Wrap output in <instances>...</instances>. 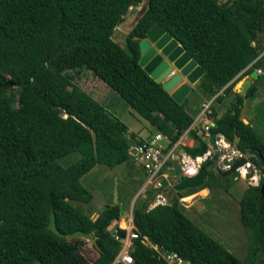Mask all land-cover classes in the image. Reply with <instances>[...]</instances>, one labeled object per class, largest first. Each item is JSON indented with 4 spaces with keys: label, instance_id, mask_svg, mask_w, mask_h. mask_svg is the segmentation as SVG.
I'll use <instances>...</instances> for the list:
<instances>
[{
    "label": "trees",
    "instance_id": "1",
    "mask_svg": "<svg viewBox=\"0 0 264 264\" xmlns=\"http://www.w3.org/2000/svg\"><path fill=\"white\" fill-rule=\"evenodd\" d=\"M141 4L142 0H0V264H113L121 250L108 230L120 220L121 206L106 208L93 221L74 204L91 202L81 179L96 165L112 170L130 160L134 135L128 137L127 126L77 85L76 69L104 82L165 135L166 151L188 130L195 144L183 150L191 158L203 156L208 144L191 131L194 120L183 102L176 103L138 65L140 40L154 25H161L203 69L196 86L216 103H222L242 78L264 69V39L259 38L264 34V0H149L145 14L120 46L112 37ZM256 92L252 83L244 96L235 94L209 132L221 135L242 154L256 151L264 161L263 138L241 117L243 100ZM248 161L261 178L239 200L247 241L243 258L206 234L179 204L180 198L202 189L232 183L236 174L223 177L215 170L213 155L201 164L208 171L202 187L173 192L167 205L153 208L152 190L136 200L133 264H167L142 243L143 237L191 264H264V166L253 156ZM171 164L167 163L168 171ZM173 170L179 181L180 169ZM50 215L64 236L92 233L100 248L99 252L93 247L97 256L90 260L82 254L87 241L67 240L48 230ZM117 231L125 236V230Z\"/></svg>",
    "mask_w": 264,
    "mask_h": 264
},
{
    "label": "rangeland",
    "instance_id": "2",
    "mask_svg": "<svg viewBox=\"0 0 264 264\" xmlns=\"http://www.w3.org/2000/svg\"><path fill=\"white\" fill-rule=\"evenodd\" d=\"M218 2L224 3L226 0H218ZM135 11L136 9L127 14L126 21L134 15ZM263 36L264 34H261L259 38L263 40ZM112 39L120 46H123L125 34L116 29ZM74 74L77 85L82 90L89 93L94 100L103 105L112 117L119 119L130 128V130L137 132L148 125V122L131 108L129 104L122 100L104 82L95 78L87 70L78 68L74 71ZM258 75L260 76L258 81L252 80L257 92L253 98L243 100L241 117L243 122L249 123L264 140L263 68ZM7 78H10V75H8ZM246 78L251 80L250 76L242 78L236 83L233 90L240 89ZM233 90L222 103H216L213 102L214 98L200 91L195 84L188 96L183 100V105L188 114L192 115L191 117L194 118L198 113L202 112L203 103L204 105H211L213 102L212 107L215 110V116L212 115L210 107L202 116L205 120L212 121V124L210 125V127H212L213 120L220 117L234 99L235 94L233 93ZM208 150H210L211 154L207 156V158H211L215 153L218 154L215 167H218L219 169H223V167L227 166L229 163L227 161L228 159H236L240 154V152H238L232 145H229V148L226 150H223L222 147H220V151L217 152H213L211 148ZM181 152H183V150L180 147L178 154ZM223 156L224 158L222 159ZM240 157H243L248 161L249 156L241 153ZM76 158L77 157H73V159ZM203 161L204 158L202 157L198 164H202ZM179 163H182L181 160L176 161V164H171V169L169 170L170 178L165 181V189L172 188L174 184H177L178 182L177 176L173 173L174 167L179 168L182 175L184 174ZM251 164L253 165V168L246 170V174L249 173L246 179H238L237 181L232 179V183L227 187H217L210 190V196L206 202L198 201L196 199V192L195 194L179 199L182 211L185 212L183 205L190 206L186 211L187 215H190V219L206 234L220 242L227 250L232 252L238 258H243L247 245L244 228L240 222L239 200L243 191L249 186L258 185L261 178L259 171L253 163ZM255 172V179H251V176H253ZM145 180L143 172L134 165L132 158H130L127 163L117 166L112 170H109L103 165H96L81 179V184L91 193V202L88 205L79 203H75L74 205L79 207L82 212L90 214L91 217H94V214L99 215L108 207L120 205L124 208L125 214L128 216L130 215V211L132 212L136 200L138 199L140 201L145 198L147 190L144 189V192L142 191ZM125 214H121L120 219L125 221ZM113 224L114 223H111V225ZM127 227L128 226L125 228L127 229ZM81 251L82 254L90 260H93L97 256L90 242H87Z\"/></svg>",
    "mask_w": 264,
    "mask_h": 264
},
{
    "label": "water",
    "instance_id": "3",
    "mask_svg": "<svg viewBox=\"0 0 264 264\" xmlns=\"http://www.w3.org/2000/svg\"><path fill=\"white\" fill-rule=\"evenodd\" d=\"M149 0H142L141 6L135 11L134 15L127 21L122 22L118 26V30L125 35H129L145 14ZM140 58L138 65L157 83L162 84L163 90L168 93L171 98L178 104H181L184 98L190 93V85H194L203 76L204 71L196 62L183 50L181 45L175 41L159 24L154 25L146 34V38L139 42ZM252 80H257L258 74L256 71L250 74ZM250 87V82L243 83L240 89V96H243ZM212 133L209 136V144L213 152H217L216 136ZM236 139L235 143H238ZM248 156H253L257 159L261 167L264 166V161L256 151H248ZM215 159H218V154L215 153ZM247 159L240 158L231 165L228 170L215 168L223 177L231 176L236 169L243 166ZM208 171L200 167L197 173L193 176H185L179 178L177 184L170 191L169 198L173 192H183L188 189H198L202 187ZM261 193H264V181L261 186ZM124 210H120V214ZM47 229L59 237H65L67 240L83 239L92 244L96 251L100 252V248L93 240V234H85L77 231L67 236L61 234L55 225L53 215H50Z\"/></svg>",
    "mask_w": 264,
    "mask_h": 264
},
{
    "label": "built area",
    "instance_id": "4",
    "mask_svg": "<svg viewBox=\"0 0 264 264\" xmlns=\"http://www.w3.org/2000/svg\"><path fill=\"white\" fill-rule=\"evenodd\" d=\"M256 72L257 74H260L261 70H257ZM209 107H210L209 104L207 105L203 104V110L199 115V117H197V120L201 118L205 114V112L208 111ZM209 128L210 126L205 127L202 130L203 132H198V134L202 136V138H204V140L208 143L209 148H211L209 144V136H210ZM216 143L218 147L217 151H220V147H222L223 150L229 148V145H226L222 139L218 140ZM168 144H169V139L162 133L158 132L155 135H153L148 141L139 145L133 144L129 149V155L130 158H132L134 165L137 168H139L145 175L146 180L143 185L142 191L144 192V189H146L147 192L151 190L154 192V199H153L154 203L151 205L152 207H155L157 205L168 204L166 189L164 188L163 182L170 178L169 171L167 169V163L173 162L175 148L178 144V141L173 144V147L171 149L166 151V147ZM210 154H211L210 150H208L201 157L191 158L192 162L189 163L190 165L183 164L182 165L183 167L181 166V170L184 173L183 175L185 176L195 175L198 169L201 167V163L198 164L199 160H201L202 157L204 158V161L207 160L208 159L207 156H209ZM240 155L241 153L239 154V157H237L236 159L233 158L228 159L227 161L229 163L227 164V166L223 167V170H228L231 167V165L234 163V161L243 158L240 157ZM223 158L224 156L222 157V159ZM252 166L253 165L251 164V162L247 161L243 166L237 168L235 171L236 176L233 177L234 181H237L238 179H246L247 176L249 175V173L246 174V170L253 168ZM255 175L256 172L254 173L253 176H251V179H255ZM127 226H128L127 229L126 228L124 229L125 236L122 238L117 231L119 228L112 231V237L114 238V240L121 243V250L116 256L113 264H133V260L131 256L132 242L138 239V234L134 232V226L132 224L131 215L129 217ZM142 243L145 244L147 247L154 249L158 253L159 257L163 259L167 264H191L188 260L180 257L178 254L174 252L164 251L160 248H157L156 245L149 243L146 237L142 238Z\"/></svg>",
    "mask_w": 264,
    "mask_h": 264
},
{
    "label": "crops",
    "instance_id": "5",
    "mask_svg": "<svg viewBox=\"0 0 264 264\" xmlns=\"http://www.w3.org/2000/svg\"><path fill=\"white\" fill-rule=\"evenodd\" d=\"M246 81H249L250 82V85L252 84V79L250 80V79H248V78H246L244 81H243V83L244 82H246ZM195 85V84H194ZM194 85H190V88L192 89L193 88V86ZM243 85V84H242ZM240 89H241V87H240ZM240 89H234L233 90V93L234 94H239L240 95ZM188 96V95H187ZM186 96V97H187ZM185 97V98H186ZM184 98V99H185ZM204 104V103H203ZM201 113H198L194 118H193V123H192V125H191V127H190V129H191V131L192 130H194V131H196V134H198V132H203L202 130L205 128V127H208V126H210L211 124H212V121H207V120H205L203 117H201V118H199L198 120H197V117H199V115H200ZM190 115V114H189ZM190 116H192V115H190ZM199 122H200V124H199ZM198 124H199V126H198ZM245 124H247V123H245ZM128 128V127H127ZM156 133H158L157 132V130L153 127V126H151L149 123H148V125L147 126H145V127H143V128H141L139 131H137V132H135V131H133V130H130V128H128V137H130V135L132 134V135H134V144H142V143H144V142H146V141H148L153 135H155ZM210 133V132H209ZM197 136H199V137H201L202 138V136H200L199 134L197 135ZM203 140H204V138H202ZM220 139H222L223 141H224V143L226 144V145H230V144H228L226 141H225V139L221 136V135H217L216 136V142L218 141V140H220ZM195 144V140L190 136V134L188 133V131L185 133V134H183L180 138H179V140H178V144H177V146H176V148H175V153H174V160H173V162H171V163H175L176 164V161H178V160H181V162L182 163H179V165L180 166H182L183 164H185V165H189V163H191L192 162V159H191V157L189 158V156L184 152V150H183V148L184 147H192L193 145ZM208 144V143H207ZM182 148V150H183V152H181V153H179L178 154V152H179V148ZM208 149H210L209 148V146H208ZM144 177H145V175H144ZM240 180H242V179H240ZM144 185V184H143ZM169 194H170V190L169 189H166V196H167V198H169ZM195 194V193H194ZM210 196V189L209 188H205V189H202V190H200V191H198V192H196V199L198 200V201H202V202H206V201H208L207 199H208V197ZM154 203V201L152 202V204ZM151 204V205H152ZM150 205V208H153L152 206ZM120 206V205H119ZM199 207H201V206H199ZM123 210H124V208L123 207H121ZM183 208L185 209V212H184V214L190 219V215H187V213H186V211L190 208V206L188 207V206H185V205H183ZM121 214H125V210H124V212L123 213H121ZM126 215V220L124 221V220H122V219H120V220H118V221H114V222H112V223H114L113 225H110L109 226V228H108V230L109 231H112V230H115L116 228H119V229H123L124 230V228L127 226V223H128V220H129V217H130V215H131V217H132V212L130 211V215H128L127 216V214H125ZM94 217H91L90 216V218L94 221L96 218H97V216H98V214H94L93 215ZM191 220V219H190ZM192 221V220H191ZM123 224V225H122ZM124 227V228H123ZM113 228V229H112Z\"/></svg>",
    "mask_w": 264,
    "mask_h": 264
}]
</instances>
